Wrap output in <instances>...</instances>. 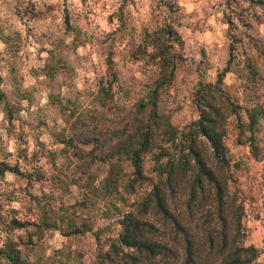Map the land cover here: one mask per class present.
<instances>
[{
  "label": "rangeland",
  "instance_id": "rangeland-1",
  "mask_svg": "<svg viewBox=\"0 0 264 264\" xmlns=\"http://www.w3.org/2000/svg\"><path fill=\"white\" fill-rule=\"evenodd\" d=\"M164 79L157 106L142 108ZM207 85L221 108L238 107L224 139L236 196L223 208L203 198L209 188L190 199L192 173L167 216L136 215L167 245L160 264L183 263L184 231L207 257L199 264H217L223 235L264 264V117L247 126V112L264 111V0H0V250L15 245L29 264H107L98 254L155 179L161 127L195 122ZM135 118L157 129L141 154L148 180L122 150Z\"/></svg>",
  "mask_w": 264,
  "mask_h": 264
},
{
  "label": "trees",
  "instance_id": "trees-1",
  "mask_svg": "<svg viewBox=\"0 0 264 264\" xmlns=\"http://www.w3.org/2000/svg\"><path fill=\"white\" fill-rule=\"evenodd\" d=\"M173 69L174 61L172 62ZM166 82L164 79L156 83L146 103L141 105L142 108L148 106L155 108L157 106L158 90ZM217 90L221 91L218 86ZM213 96L210 85L204 89L200 88L198 97L196 96L198 119L186 126L183 131H179L168 124L161 127V135L158 134L161 139L157 141L155 148L157 151L153 155L152 172L155 179H149L152 181L149 183L150 189L134 200L132 209L121 215V219L118 221L120 229L117 237L109 239L107 251L98 254L100 263L103 259L107 260V264H160V256H163L164 251H168L167 245L162 240L155 239L150 231L152 227L136 214L145 213L152 207L167 216L169 214V197L172 198L178 189L181 191V185L186 179L187 182L190 180L188 177L192 173L193 177L189 188L190 199L195 198L196 191L199 190L200 193H203L206 188H209L208 193L203 198H212L220 208H223L229 196H236L231 193L230 161L224 139L227 133V119L231 115L237 114L238 107L230 102L228 104L229 110H224ZM263 117L264 111L258 108L247 112V126L250 132L254 133L256 126ZM155 125L156 128H160L157 124ZM155 130L157 132V129L152 127L151 122L146 121L144 123L135 118L133 131L122 147L126 158L131 161L134 175L140 180H148L142 174L141 154L152 151L153 144L151 143ZM255 150V146L251 144V152L255 154ZM206 153L207 157H205ZM219 210L220 219L224 221L222 210ZM81 232L82 230L73 225L72 234L76 235ZM223 236L220 245L216 244L219 246L221 255L217 264L255 263L259 254L257 249L251 246L240 247L235 236ZM183 237L182 264L208 262L206 255L204 257L201 253V248L196 247L193 243L194 240L188 237L185 231ZM206 238V242L211 247L214 246L215 239L212 236ZM4 247L6 248L0 250V264H29L20 255V251L16 249L15 245L8 244L6 246L5 244ZM137 255H140L141 258Z\"/></svg>",
  "mask_w": 264,
  "mask_h": 264
}]
</instances>
